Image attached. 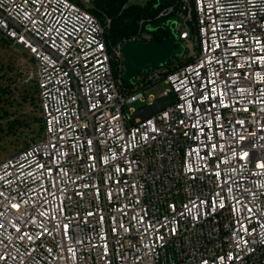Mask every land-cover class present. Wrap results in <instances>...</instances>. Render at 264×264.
<instances>
[{"label":"built area","instance_id":"2783aa9c","mask_svg":"<svg viewBox=\"0 0 264 264\" xmlns=\"http://www.w3.org/2000/svg\"><path fill=\"white\" fill-rule=\"evenodd\" d=\"M174 1L183 63L127 84L92 0H0L43 125L0 162V264H264V0Z\"/></svg>","mask_w":264,"mask_h":264},{"label":"trees","instance_id":"16d2710c","mask_svg":"<svg viewBox=\"0 0 264 264\" xmlns=\"http://www.w3.org/2000/svg\"><path fill=\"white\" fill-rule=\"evenodd\" d=\"M131 2L132 0H92V6L89 8V11L99 18L105 26L107 20L110 21L109 27H106L105 30L106 40L110 48L130 41L135 36H138L141 31L148 32L147 27L150 26L148 20L153 19L161 10L175 3L174 0H148L143 5L132 4ZM148 33L151 35V39H141V42L162 45L164 39L168 37V33L162 29ZM2 40L8 42L6 39ZM182 63V57H172L168 60L165 67L172 70L176 64L181 65ZM116 73L118 74V72ZM126 83L129 84L128 82ZM23 90L25 89H18L14 94L10 92V98H7L6 89L0 84V148L3 147L1 142L5 138L8 143L15 144L18 147L23 134L28 137L32 136V140L34 141L41 139L43 136L41 117L38 118L29 113L18 115L16 111L13 112L11 110L16 104V99L20 98L21 104L26 101L28 96ZM34 96L37 97L36 88ZM4 120H6V123H4ZM31 120H34V122H30ZM33 124H38V132L32 127ZM23 148H17L15 153Z\"/></svg>","mask_w":264,"mask_h":264},{"label":"water","instance_id":"95a60500","mask_svg":"<svg viewBox=\"0 0 264 264\" xmlns=\"http://www.w3.org/2000/svg\"><path fill=\"white\" fill-rule=\"evenodd\" d=\"M160 29L168 33V37L164 39L162 45L134 41L123 44L121 48L124 58L123 78L129 84H134V80L138 76L147 74L154 67H164L170 58L184 55L185 48L170 24L159 23L147 27L148 32H156ZM177 46L179 49L176 48Z\"/></svg>","mask_w":264,"mask_h":264},{"label":"rangeland","instance_id":"374dc122","mask_svg":"<svg viewBox=\"0 0 264 264\" xmlns=\"http://www.w3.org/2000/svg\"><path fill=\"white\" fill-rule=\"evenodd\" d=\"M148 0H132V4H139V5H143L147 2ZM182 30H177L175 31L176 35L179 37V34ZM193 33V31H192ZM135 37H139V39H146L149 40L151 39V35H149L148 32L146 31H141L139 32L138 36ZM180 42L183 43L185 42L184 40H182L181 38H179ZM179 48V46H177ZM19 48V47H18ZM22 57L25 59L26 62L33 64L32 58L30 55L28 54H24L23 50L21 49H14L11 44L9 45V42H6L4 40L0 41V65H15L18 61H20L22 59ZM26 64V63H24ZM165 88H168V85H164ZM35 83H30L25 90V94L27 93V99L26 101L22 103L21 99L18 98L16 99V104L15 106H13L11 108V110L14 112L16 111L19 114L21 113H29L32 116L35 117H40V114L37 110V104H38V99L36 96H34V92H35ZM156 95H158L157 91L154 92ZM140 105V104H138ZM136 105V106H138ZM33 118V117H32ZM30 122H34V120H31ZM4 123H6V120H4ZM34 129H36V131H39V126L38 124L32 126ZM8 139V138H7ZM10 139V138H9ZM32 139V136H25L23 134V137L21 138V140L19 141V145L18 147L15 144H11L8 143L6 138L4 139V141L1 142V145L3 146L2 148H0V162H2L3 160L7 159L9 155L14 154L17 151V148H21V147H25L29 140ZM15 140V139H12Z\"/></svg>","mask_w":264,"mask_h":264},{"label":"snow or ice","instance_id":"6c2138e0","mask_svg":"<svg viewBox=\"0 0 264 264\" xmlns=\"http://www.w3.org/2000/svg\"><path fill=\"white\" fill-rule=\"evenodd\" d=\"M32 50L35 51V49H32ZM232 55H233V56H236V53L233 52ZM257 59H260V58L258 57ZM237 67H239V65H237ZM210 83H214V81H210ZM211 91L215 92V89L213 88ZM238 91L243 92L244 89H238ZM221 104H222L223 106H225V107L228 106V105H226V104L223 103V99H221ZM238 123H241V124H242L243 122L241 121V122H238ZM241 139H243V137H241ZM247 156H248V153L245 152V153L243 154V157H242V158H245V157H247ZM40 167H42V166H40ZM257 167L264 168V163H261V164L257 165ZM217 175H219V174H217ZM2 194H3V193L0 192V195H2ZM11 207H12V209L19 210L20 205H19V204H16V203H13V204H11ZM248 210L251 211V209H248ZM0 215H2V214H0ZM3 227H5V223H4V222H0V228H3ZM65 227H67V226H65ZM17 231L19 232L20 230L17 229ZM45 231H47V230H45ZM28 238H29L30 240L32 239L31 236H29ZM4 259H6V256H4V255H0V260H4Z\"/></svg>","mask_w":264,"mask_h":264},{"label":"flooded vegetation","instance_id":"af4514ba","mask_svg":"<svg viewBox=\"0 0 264 264\" xmlns=\"http://www.w3.org/2000/svg\"><path fill=\"white\" fill-rule=\"evenodd\" d=\"M177 49H179V48H177Z\"/></svg>","mask_w":264,"mask_h":264}]
</instances>
